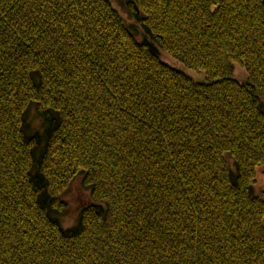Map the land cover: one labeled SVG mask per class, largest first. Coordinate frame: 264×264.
<instances>
[{
  "label": "trees",
  "instance_id": "trees-1",
  "mask_svg": "<svg viewBox=\"0 0 264 264\" xmlns=\"http://www.w3.org/2000/svg\"><path fill=\"white\" fill-rule=\"evenodd\" d=\"M125 13L0 0V264H264V0Z\"/></svg>",
  "mask_w": 264,
  "mask_h": 264
},
{
  "label": "rangeland",
  "instance_id": "rangeland-1",
  "mask_svg": "<svg viewBox=\"0 0 264 264\" xmlns=\"http://www.w3.org/2000/svg\"><path fill=\"white\" fill-rule=\"evenodd\" d=\"M115 7L128 19L127 14L125 13V4L127 0H113ZM129 21V20H128ZM132 23L133 29L137 32L138 38L143 39L142 34L137 27L135 21H130ZM162 55V59L168 65L175 67L177 70H181L186 73L190 78L192 77L195 81L201 82L207 81V73L203 70H195L192 68H188L183 62L175 59L170 53L160 51ZM235 77L241 81H245L248 78L247 71L240 67L238 63H235ZM34 127H37L38 123L33 122ZM255 191L257 193L264 192V165L261 166L258 176L257 182L255 184ZM65 199L69 203V212L65 217H63V226L65 228L74 227L78 221V216L83 206H86L90 203L89 191L86 190L83 186H81L80 181H76L72 187L66 192Z\"/></svg>",
  "mask_w": 264,
  "mask_h": 264
},
{
  "label": "snow or ice",
  "instance_id": "snow-or-ice-1",
  "mask_svg": "<svg viewBox=\"0 0 264 264\" xmlns=\"http://www.w3.org/2000/svg\"><path fill=\"white\" fill-rule=\"evenodd\" d=\"M0 43H2V41H0ZM39 51V50H37ZM42 54V53H41ZM25 57L21 54V59H24ZM36 60V64L40 65V67L36 68L35 71L37 73H45L48 71V66L45 64H41L40 60L38 58H35ZM0 71H2V69H0ZM253 103L257 104V106L259 107L260 105H264V99L260 98L259 96L253 98ZM261 118H264V115L261 116ZM37 148L39 147V145L36 146Z\"/></svg>",
  "mask_w": 264,
  "mask_h": 264
}]
</instances>
